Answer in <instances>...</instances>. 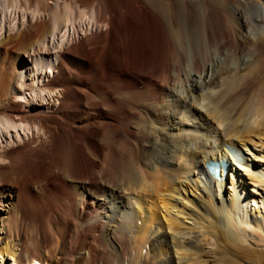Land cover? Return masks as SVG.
I'll return each instance as SVG.
<instances>
[{"label": "bare ground", "instance_id": "obj_1", "mask_svg": "<svg viewBox=\"0 0 264 264\" xmlns=\"http://www.w3.org/2000/svg\"><path fill=\"white\" fill-rule=\"evenodd\" d=\"M23 6L47 13L0 42L8 264H264V0H0V35ZM48 39L24 89L61 98L31 112L16 60Z\"/></svg>", "mask_w": 264, "mask_h": 264}, {"label": "rangeland", "instance_id": "obj_2", "mask_svg": "<svg viewBox=\"0 0 264 264\" xmlns=\"http://www.w3.org/2000/svg\"><path fill=\"white\" fill-rule=\"evenodd\" d=\"M9 1L10 0H4V7H8L9 6ZM41 4L46 5L47 3L51 4V5H56V3L60 2L62 3L63 0H40ZM47 2V3H46ZM21 4V1H20ZM17 12V26L15 27V29H10L9 26L7 25V27L10 29H8L6 27V29L3 31V33L0 35V42H2L3 40L7 39L10 36H14L17 35L19 33H21V31H23L25 28L29 27L34 20H37L38 18H40L41 16H43L45 13L47 12H37L35 18H32V11L30 9H27L26 7H19V9H15ZM24 13L26 14L25 19H23V15ZM41 13V14H40ZM24 23V24H23ZM23 24V25H22ZM106 26L102 25V24H97V26L95 25L92 30L94 32H100V31H104L106 30ZM17 33V34H16ZM82 35V34H81ZM80 35V36H81ZM49 39L47 40V50L45 51H39L36 52L34 54V52L32 50L28 51V53H21L20 56L18 55L16 63H17V68L20 67L21 72H20V77H17V79L15 80V82L13 83V91L16 94L15 96V100L21 104L24 105V108L31 111V112H41V113H50L52 112L59 103V99L61 98V91L58 90L51 92L50 97L47 98L46 100H44L43 102L39 101V100H35L34 102H31L30 97L27 96V92H25V89L27 90L29 87H26L24 89V85L32 83V78L31 76L35 75V83H37V85L42 86L44 83L48 82V80H50L51 78H53L54 76H56L58 74V71L56 70V65L58 63H56V54H55V49H52L48 46ZM33 52V53H32ZM36 60H43V61H47V63H42L40 69L36 70L35 67V61ZM52 67V68H51ZM20 79V81H19ZM22 81V82H21ZM22 88V89H21ZM22 90V91H21ZM19 91V92H18ZM47 93V92H46ZM21 100H25V102H21ZM6 141L2 143V148H0V151L3 150V148H5L6 145ZM2 149V150H1ZM145 152V151H143ZM1 161H3V159H0ZM192 173V170H191ZM150 182V181H149ZM228 185V184H227ZM139 222L141 223L142 221L139 220ZM1 235V233H0ZM2 247V242L0 241V248ZM4 258L5 260V264H8V257L7 255H5V257H3L0 254V264H1V260Z\"/></svg>", "mask_w": 264, "mask_h": 264}]
</instances>
